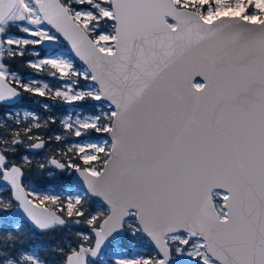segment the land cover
Here are the masks:
<instances>
[{
	"label": "snow or ice",
	"instance_id": "snow-or-ice-1",
	"mask_svg": "<svg viewBox=\"0 0 264 264\" xmlns=\"http://www.w3.org/2000/svg\"><path fill=\"white\" fill-rule=\"evenodd\" d=\"M0 264H264V0H0Z\"/></svg>",
	"mask_w": 264,
	"mask_h": 264
},
{
	"label": "trees",
	"instance_id": "trees-1",
	"mask_svg": "<svg viewBox=\"0 0 264 264\" xmlns=\"http://www.w3.org/2000/svg\"><path fill=\"white\" fill-rule=\"evenodd\" d=\"M19 68V71L23 72V73H31V70L28 69V68H25L23 66H17ZM37 99H40V98H37ZM30 103V102H29ZM31 107H34L32 105H30ZM51 191V189H50ZM41 240L44 241V242H51V238L50 237H41Z\"/></svg>",
	"mask_w": 264,
	"mask_h": 264
},
{
	"label": "rangeland",
	"instance_id": "rangeland-1",
	"mask_svg": "<svg viewBox=\"0 0 264 264\" xmlns=\"http://www.w3.org/2000/svg\"><path fill=\"white\" fill-rule=\"evenodd\" d=\"M31 70V69H30ZM32 71V70H31ZM31 104L29 103L26 107L27 108H31V106H30ZM33 106V105H32Z\"/></svg>",
	"mask_w": 264,
	"mask_h": 264
}]
</instances>
